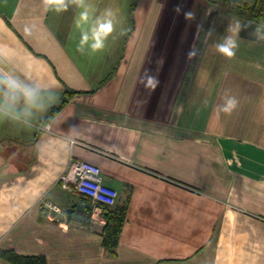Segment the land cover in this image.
<instances>
[{"label":"crops","instance_id":"obj_1","mask_svg":"<svg viewBox=\"0 0 264 264\" xmlns=\"http://www.w3.org/2000/svg\"><path fill=\"white\" fill-rule=\"evenodd\" d=\"M89 3L118 8L127 32L81 56L77 8L0 0V59L59 95L47 131L0 123V250L46 264H264V41L251 34L264 17L244 21L208 0ZM180 3L181 22L194 4L214 8V45L231 21L252 25L236 57L206 47L209 37L192 69L190 47L164 50ZM226 89L241 101L230 116L216 109ZM71 158L97 165L117 191L110 209L123 205V221L112 246L102 207L58 183Z\"/></svg>","mask_w":264,"mask_h":264},{"label":"clouds","instance_id":"obj_2","mask_svg":"<svg viewBox=\"0 0 264 264\" xmlns=\"http://www.w3.org/2000/svg\"><path fill=\"white\" fill-rule=\"evenodd\" d=\"M46 10L57 14L67 12L69 7L78 9V15L74 19V27L79 32V41L76 51L81 56H92L104 52L108 47L109 38L115 41L119 36L127 32L123 26L118 8L111 6L101 9L98 5L89 3V0H42ZM181 9H176L179 12ZM186 20H194V13H184ZM252 25L242 24L239 19L229 23L227 35L215 44L216 51L228 59H234L239 49V33ZM199 28V26H198ZM26 34H31L29 28H25ZM214 34L213 29L206 32L208 37ZM255 40L264 41V22L254 25L251 33ZM198 50L194 47L189 49V59L197 55ZM257 69L261 65H254ZM155 83V77L145 70L144 78ZM59 102V95L54 86L48 82L35 80L26 76L15 67L5 66L0 59V123L11 124L18 130H30L39 127L47 131L52 127L55 119L50 116V110ZM240 99L226 89L220 102L216 105L218 114L230 116L240 106ZM204 106L208 99L203 101ZM76 125L69 127V132Z\"/></svg>","mask_w":264,"mask_h":264},{"label":"built area","instance_id":"obj_3","mask_svg":"<svg viewBox=\"0 0 264 264\" xmlns=\"http://www.w3.org/2000/svg\"><path fill=\"white\" fill-rule=\"evenodd\" d=\"M58 183L62 189L84 196L94 208L113 206L117 198V191L102 181L98 166L85 160L71 158ZM41 204L50 215L61 212L58 205L48 200L41 199Z\"/></svg>","mask_w":264,"mask_h":264},{"label":"trees","instance_id":"obj_4","mask_svg":"<svg viewBox=\"0 0 264 264\" xmlns=\"http://www.w3.org/2000/svg\"><path fill=\"white\" fill-rule=\"evenodd\" d=\"M217 3L227 13L244 21L257 22L264 17V0H208ZM123 206V205H122ZM122 206L117 210L103 206L105 237L103 244L112 246L123 221ZM0 256L12 264H46L43 255H21L12 250H0Z\"/></svg>","mask_w":264,"mask_h":264},{"label":"rangeland","instance_id":"obj_5","mask_svg":"<svg viewBox=\"0 0 264 264\" xmlns=\"http://www.w3.org/2000/svg\"><path fill=\"white\" fill-rule=\"evenodd\" d=\"M178 7L181 10L179 12L176 11V15L174 16L175 19L173 21L174 23L173 25H171L170 30H169V33L171 34L167 35L165 39L163 40L164 50L166 49L165 47H180V53L178 51L179 48L177 49L178 53L177 51H175L177 53V56H180L181 50H182L181 47H185L184 51H186V47H190V48L194 47L198 50V53L201 47H205L206 44H207L206 47H215L214 42L216 40L213 41V39L214 37H216L217 34L218 36L221 35L219 32L221 31L222 26L218 28L217 30L215 28L214 34L212 35L213 38L212 36H211L212 39L209 37L205 44V40L208 37L206 35V32L209 30V26L211 25L214 8L206 6L204 11L201 12L202 10L201 4H194L191 12L194 13L195 19L194 20L184 19L181 22L179 18H181V12L183 11V5H181L180 3ZM178 22L182 24L180 27H179L180 24ZM172 33H173V36H171ZM160 39L161 37L159 35L158 40L156 41L155 47H158L160 45V41H159ZM218 42H220V40ZM163 53L165 54V52ZM198 53L197 55H195L193 58L190 59V69H192L193 64L198 56ZM152 58H153V55H151L150 58L148 57V60ZM99 207H103V206H99Z\"/></svg>","mask_w":264,"mask_h":264},{"label":"water","instance_id":"obj_6","mask_svg":"<svg viewBox=\"0 0 264 264\" xmlns=\"http://www.w3.org/2000/svg\"><path fill=\"white\" fill-rule=\"evenodd\" d=\"M67 213H68V218H69L70 215H71V208H68V209H67Z\"/></svg>","mask_w":264,"mask_h":264}]
</instances>
